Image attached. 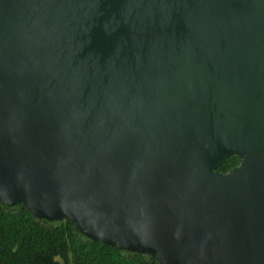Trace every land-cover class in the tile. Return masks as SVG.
<instances>
[{"label":"water","instance_id":"95a60500","mask_svg":"<svg viewBox=\"0 0 264 264\" xmlns=\"http://www.w3.org/2000/svg\"><path fill=\"white\" fill-rule=\"evenodd\" d=\"M0 204L157 264H264V0H0Z\"/></svg>","mask_w":264,"mask_h":264},{"label":"trees","instance_id":"16d2710c","mask_svg":"<svg viewBox=\"0 0 264 264\" xmlns=\"http://www.w3.org/2000/svg\"><path fill=\"white\" fill-rule=\"evenodd\" d=\"M0 264H157L120 251L109 240L90 242L64 220L37 221L25 209L0 204Z\"/></svg>","mask_w":264,"mask_h":264},{"label":"flooded vegetation","instance_id":"af4514ba","mask_svg":"<svg viewBox=\"0 0 264 264\" xmlns=\"http://www.w3.org/2000/svg\"><path fill=\"white\" fill-rule=\"evenodd\" d=\"M241 162V158L237 154H232L225 158L219 166H217L214 171L226 174L235 167H237Z\"/></svg>","mask_w":264,"mask_h":264}]
</instances>
